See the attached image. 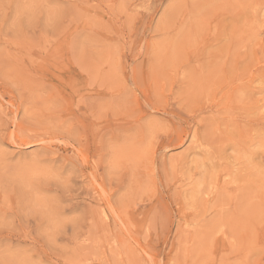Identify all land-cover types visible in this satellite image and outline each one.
<instances>
[{"label":"rangeland","instance_id":"1","mask_svg":"<svg viewBox=\"0 0 264 264\" xmlns=\"http://www.w3.org/2000/svg\"><path fill=\"white\" fill-rule=\"evenodd\" d=\"M0 264H264V0H0Z\"/></svg>","mask_w":264,"mask_h":264},{"label":"bare ground","instance_id":"2","mask_svg":"<svg viewBox=\"0 0 264 264\" xmlns=\"http://www.w3.org/2000/svg\"><path fill=\"white\" fill-rule=\"evenodd\" d=\"M199 19V18H198ZM250 33H252V32H250ZM250 37V36H249ZM247 42V41H246ZM165 59V58H164ZM101 65V64H100ZM162 67V66H161ZM106 82V81H105ZM103 86V85H102ZM125 90V89H124ZM258 101V100H257ZM45 103V102H44ZM191 105V104H190ZM58 116V115H57ZM217 117V116H216ZM55 119V118H54ZM42 121V120H41ZM45 121V120H44ZM247 121V120H246ZM210 123V122H209ZM60 125V124H59ZM213 125V124H212ZM211 125V126H212ZM153 128V127H152ZM11 132V131H10ZM10 134V133H9ZM214 136V135H213ZM206 137H208V136H206ZM15 138V137H14ZM40 138V137H39ZM10 139V138H9ZM34 139V138H33ZM27 140H29V139H27ZM34 141V140H33ZM21 142V141H20ZM191 143V142H190ZM33 144H35V143H33ZM28 145V144H27ZM190 145V144H189ZM216 145V144H215ZM239 145V144H238ZM39 147V146H38ZM196 149V148H195ZM171 161V160H170ZM180 166V165H179ZM171 167V166H170ZM226 177V176H225ZM233 178V177H232ZM230 181H231V179H230ZM232 181H233V179H232ZM145 189V188H144ZM192 193V192H191ZM223 193H225L224 192V190H223ZM137 194V193H136ZM195 195V194H194ZM197 229V228H196Z\"/></svg>","mask_w":264,"mask_h":264}]
</instances>
